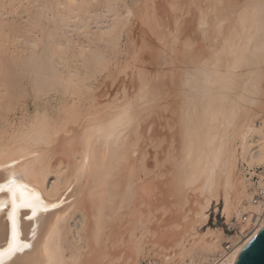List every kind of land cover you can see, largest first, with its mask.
<instances>
[{"label": "bare ground", "instance_id": "6f19581e", "mask_svg": "<svg viewBox=\"0 0 264 264\" xmlns=\"http://www.w3.org/2000/svg\"><path fill=\"white\" fill-rule=\"evenodd\" d=\"M194 8L197 10L192 20L200 36L183 43L179 50L177 34L166 33L170 39L165 42H172L167 66L148 77L140 68L136 38L132 42L136 53L132 62L123 48L122 38L131 31L129 24L135 15L128 0H0V183L15 176L43 202L37 201L36 216H32L31 208L19 209L17 242L29 247L10 262L5 256L0 264H89L87 254L93 263L97 258L92 257L100 256H92L95 253L115 256L118 250L121 256L125 242L138 254V249L146 246L144 240L150 242L143 239L145 233L139 231L137 222L140 210L146 207L141 205L147 199V204H152L148 196L152 194L145 196L144 190L158 177H162L158 178V192L164 195L167 191L172 197L168 210L175 199L180 198L183 206V202H189L188 195L195 192L201 194L202 201H198L205 207L220 192L225 210L233 208L237 219L249 213L244 199L251 211L257 210L250 201V180L241 184L234 197L232 182L238 157L249 167L264 164V0H191L187 11ZM183 10L179 8L181 14ZM197 39L204 41V49ZM176 52L187 60L186 65L173 63ZM129 66L137 81L132 92L126 86ZM172 84L183 89V101L174 119L167 121L169 133L156 138L160 150L155 152L160 153L162 167L158 163L160 168L156 165L154 169L156 163L149 166L144 159L153 168L149 169L141 159L146 146L141 148L142 121L163 103ZM50 96L61 99L56 118L46 112ZM26 99L33 100L36 107L42 103L47 108L35 112L28 124L23 117L26 114L20 116V124L13 123L17 104L25 101L27 106ZM150 174L156 178L151 179ZM78 179L79 184L85 179L84 197L97 196L90 234V204L86 199L90 201L81 199L87 216L78 209L76 197L68 196L70 189L78 188L73 185ZM147 179L151 180L146 187ZM87 181L97 183L92 188ZM52 205L60 206L43 211ZM161 206L156 210L163 212L165 206L163 210ZM0 207L3 249L11 230L6 193H0ZM151 219L152 224H146L153 225L155 219ZM160 224L155 221L152 229ZM263 225L264 219L242 234L230 252L224 253L219 247L212 264H235L241 250ZM157 231L149 234L155 236ZM193 242L182 245L180 251L177 248V252L174 246L173 250H160L163 264H177L181 259L180 263L186 255L192 257L197 239ZM209 246H199L196 252L215 253ZM119 254L114 257L116 261L125 255Z\"/></svg>", "mask_w": 264, "mask_h": 264}, {"label": "rangeland", "instance_id": "374dc122", "mask_svg": "<svg viewBox=\"0 0 264 264\" xmlns=\"http://www.w3.org/2000/svg\"><path fill=\"white\" fill-rule=\"evenodd\" d=\"M230 1L240 3L242 0H230ZM128 2L131 5V7L134 9L133 12L135 13V15L133 17H131L132 20L131 19L130 20L132 22L130 21L131 24H129V29L132 32L131 31L126 32V34L122 38L123 48L126 50V53L129 56V60L132 62L133 60H131V58H134V55L136 54L134 52L135 46L133 48L132 42L136 38L137 42H139V44H140V56H141V59H140L141 67L140 68H141V71L143 72V74L145 76L150 77L153 73L156 72V70L167 66L165 64H166V61H167V59H169V56L171 54L170 46H171L172 42H165V41L170 39V37H169L170 35H173V33L177 34V37L179 38V41H178L179 44H177L178 47L176 46V48L179 50L183 47L182 46L183 43H187L188 40H190V39L194 40L200 36L199 28L196 27L197 26L196 23L192 20V17L193 18L195 17L197 8H194L193 10H191L192 12L187 11V8L189 7L191 0H128ZM180 7H183L185 9V11L183 10L182 14H181V12H179ZM135 10H138V13H137V11L135 12ZM180 16H182V17H180ZM179 17H180V19H179ZM133 27H134V29H133ZM166 33H168L169 36L166 35ZM164 39H166V40H164ZM197 43H201V49L205 48L204 47V41L202 39H197ZM195 48H198V47L195 46ZM175 54H176V58L173 61V63L177 64L180 67L182 65L187 64V60H185L181 56L180 53L176 52ZM127 73L130 74V76L128 78H126L127 79L126 86L129 88L128 90L130 92H132V90H134V88H135L134 86L137 85V81L134 80L133 77L131 76V67L130 66L127 68ZM170 88H168V89H170L169 91H171V92H169L167 95H164L163 103L161 105L153 108L150 111V113L147 116H145L146 118L145 119L143 118L144 120L142 121L144 123L143 129H142V134H144L143 135L144 143H141V148H142L143 144L146 146H145L144 151L142 149L143 152L141 151V155H142V153H144L143 157L147 156L145 154H148V156L146 158L142 157L141 159L143 160V163H144V159H146L147 162L146 161L145 162L148 163L149 166H152L153 164L156 163L153 166L154 169L156 168V165H158V167H159V164H161L160 163L161 157H160V153L158 152V150H160V146H158L159 149L156 148L157 147V143H156L157 139L156 138H157L158 134H160V133H165L166 135L169 133L168 131H166L168 129L167 121L168 120L172 121L174 119V117L178 113L180 103L183 101V99L181 97H183L184 91L181 88V86H178L176 84H172ZM48 98L49 99L47 100V104H45V106H47L48 108L44 107V104L42 105V103L37 105V107H36V104H34L33 103L34 101L31 99L30 100L26 99L27 106L24 104L25 101H22V103L17 104L16 112H15V114H12V115H14L13 119H12L14 121L13 123L20 124V122L18 120L22 117V115L26 114L23 117H24V121L26 120L25 121L26 124H28L29 120L31 121V118H34L33 114L35 116V112L37 113V111H38L40 113L43 110L45 111V108H47L46 112H48V111L50 112V113L49 112L47 113V115H50V118H56V111L58 109L57 106H60L61 99L59 100L60 97H58V96H56L57 99L55 98V96H50ZM21 104L23 107L21 106ZM24 108H26V110ZM27 109H28V111H27ZM12 115H11V118H12ZM263 116H264V114L263 115L261 114L262 118H263ZM28 117H29V119H28ZM148 123H149V128L148 127L147 128L148 129L151 128L150 131H148L146 128V126H148ZM144 126H145V128H144ZM164 131H166V132H164ZM158 138H159V136H158ZM156 149H158L157 152L159 155L155 152ZM146 150L148 152L145 153ZM157 155L159 157V160H157V158H158ZM156 160H157V162H156ZM146 163H144L145 166L147 165V167L149 169H153V168H150L148 166V164H146ZM260 165L261 164L253 165L252 167H249L247 165V163L241 158V156L237 158V161L235 163V169H234V179L232 182V189L234 190V191L232 190L233 191V193H232L233 197L235 196V194H237V191L240 190V188H242L241 184L244 181H247V179L250 180L249 177H250L253 169H255L256 167H258ZM160 167H162V164ZM150 172H152V170ZM155 176L156 175H154L152 177V175L150 174V178L152 177L151 179L156 178ZM157 177H158V175H157ZM158 178L160 180H162L161 179L162 177H158ZM158 178L156 179L157 181L155 179H153V180L147 179V181L143 180V182L145 181V183L146 182L149 183L150 180L153 181V183L150 182L151 183V184H149L150 187L147 188L146 190H144L145 196L150 194V193L152 194V195H148V196H150L149 200L152 203L151 204L152 206L150 205L149 202L147 204V201H148V199H147L148 196H147L146 202H144L142 204L143 206L141 205V208L146 206L142 210L145 212H142L141 210H140V212L144 213V214L145 213L148 214L149 213L148 211H150V212H153V214L156 213L157 216L161 214L160 216H158L159 219L158 220L156 219V218H158L157 216L153 217L152 213H149L152 215L150 218H148V217L146 218V216H148L149 214L144 215V214L139 213L140 214V215H138L139 219H137V222L139 223L138 224L139 231L145 233V236H143L144 234L142 235L143 239H146L147 241H150V242L152 241L153 243L151 242V244H150V242L147 243L144 240L145 243H143V244H146V246L144 247V245H143V247H142L143 249H141V248L138 249L139 253L137 254L136 248L134 249L133 247H131L132 245L128 244V242H125V243H127V244H124L125 247L123 246V249L125 248V250H123V249L122 250L124 252L127 251L126 252L127 256L125 253H122V250L120 251V253L122 255L125 254L124 255L125 257L124 256L122 257V255L120 256V254L118 253V250H116L117 252H114L116 257H117V254H119L118 255L119 257H122V258H120L122 260V264H124L123 262H125V261H127V262H125V264H163V261L161 258H162V253L164 251L163 249H165V247H169L171 249V247L174 246L173 248H174V250L176 249L175 252H177V248H178V251H180L179 249L183 248L187 244L194 243L193 241H195L196 239H197V243H196L197 246H195V249H196V247L198 250L200 249V247L203 248L202 245L204 247L209 246L210 243L212 241H214L211 243L209 248L211 246L212 247L210 249H212L214 247L213 252L215 250H216V252L209 254V252L207 253L206 250H204L205 254L202 255L204 253V251H202V253H201V251L196 252L197 251V249H196V250H194L195 253L192 254V257H190V255H188V256L186 255L187 257L185 256V258H182L183 261L179 263V261L181 260L180 259L177 262V264H205L206 259L208 260V262H206V264H212L213 263L212 258L215 256L218 257V255L220 253L218 251L221 250V248H219V247H222L223 243L225 241H231L233 243V242H237L238 240H240L242 235L237 234V235L230 237V234L226 229L227 222L230 221L231 219H233V220L237 219V217H236V213L233 210V208H231V209L234 212L232 210H228V209L225 210V208H224L225 204L223 203L224 199H223L222 195L220 194V192L218 193L217 198L213 197L210 199L209 205L207 207L203 206V204L201 205V203H200L202 201L201 200L202 198L200 197L201 194L198 192L197 193L195 192V193L188 195V198H189V202L187 201L188 203L185 204V202L182 201L184 203L182 206V203L179 202V201H181L180 198L179 199L177 198V199H175L176 200L175 202L177 204L171 203L173 206L176 205L175 208L171 205L172 210H170L171 208H169L170 207V205H169V207H168L169 210H168L166 207H167V204H170V203H168L170 200L169 198H172V197L169 196L168 194H166L167 191L165 192L164 195H162L163 193L160 194L158 192V191H160V189H158V187L161 186V185H159L160 180ZM85 179L81 180L82 183H80V184H79L80 179L77 180L78 183H77V181H75L76 185H75V183H73V185L78 187L75 190L76 191L78 190L79 192L76 193L74 190V187L72 188L74 191L69 188L72 192L69 191L70 194L68 193V196L72 195L73 197H76L74 199L77 200V202H76L77 207H78V209H80L84 213H86L85 211H83L86 206L82 203V201L85 203L86 198H88V200L90 201V203H89L86 199V203H88V205L90 204V206H88V208H90L89 209L90 212H88L89 213V217H88L89 223L87 222L89 225V226L87 225V228L90 227L87 230H89L88 232L90 234L91 231L93 232V230H92L93 225L91 224V220L93 221V219H92L93 217H90V216H92L94 213H97V210H96V207H97V198L96 197L97 196H91V195H88L85 197L83 196V194H86V192L84 191L86 186L83 189V186L86 185L85 184L86 182L84 181ZM154 182H156V184H158L159 186L154 187L153 186L155 184ZM87 183H89V181H87ZM96 183H94V185H93V183L91 182L88 185L90 187L94 188ZM156 184H155V186H156ZM143 185H144V183H143ZM145 186L147 187V183L145 184ZM80 187H82V188H80ZM148 189H150V191ZM142 191H143V189H142ZM144 193H142V194H144ZM196 195H197V197H196ZM81 199H82V201H81ZM152 199H154V200H152ZM199 199L201 201H198ZM155 200H156V202H155ZM232 200H233L232 201L233 203L237 202V201H235V198H233ZM196 201H197V203H196ZM80 203L83 205V207L81 205L82 209L79 208ZM154 203L156 206L155 208H154ZM180 203H181V205H180ZM242 203L244 206L247 207V211L250 212L252 210L249 206H247L248 200L244 199L242 201ZM78 204H79V206H78ZM158 204H159V206H158ZM160 205L165 206V210H168V212L165 210L162 212L161 209H160V211H158L160 208ZM198 205H200V206H198ZM157 206H158V208H157ZM163 206H161V208ZM150 208H152L153 210L154 209L155 210L158 209V210H156L157 211L156 212V211H153L152 209L150 210ZM187 209H188V211H187ZM92 210H94V211H92ZM162 210H163V208H162ZM87 211H88V209H87ZM88 213H86V215ZM142 216H144L145 218ZM154 216H155V214H154ZM167 216H169V217L167 218ZM141 217L144 218V221L145 220L146 221L144 222ZM140 218H141V220H140ZM151 218L155 219V220H153L154 224H155V221H156V223L158 221L159 224H160V222H163V225H165V226H163L162 224H160L158 226V228H156V225L154 226L155 230H158L157 233H155V236L151 235L155 231L154 229H152V226L154 224L153 225L146 224V222L149 223V221H150L149 224H152ZM164 220H165V223H164ZM237 220H239V218ZM135 223L136 222H134V220H133V224H135ZM90 224L92 226H90ZM145 224H146V227H144ZM160 226L163 228H160ZM148 228H150V229H148ZM146 229H148V231H146ZM149 230H150V232H149ZM151 231H153V232H151ZM147 232H148V234H146ZM124 233L126 234V232H124ZM149 233H151V234H149ZM147 235L148 236L150 235L148 238H151V240L147 238ZM156 235L158 237H156ZM151 236H153V237H151ZM154 237H156V238L154 239ZM91 240H90V242H91ZM178 240H179V242L181 241L183 243L182 244L179 243ZM93 241L94 240H92V244L94 245ZM184 241L186 243H184ZM218 241L220 244L218 243L217 245H215ZM176 243L180 246H178ZM208 243H209V245H208ZM182 245H184V246L182 247ZM216 247H218V248L215 249ZM94 248H95V245H94ZM127 248L130 250H131V248H133L134 250L133 249L132 250L134 251V253L131 252L132 250L128 252ZM151 249H152V251H150ZM160 250H163V251H160ZM171 250H173V249H171ZM207 250L209 251V249H207ZM113 251H115V249H113L112 252ZM114 253H112V254L114 255ZM87 255H88V257L86 256L85 259L86 260L88 259L87 261L91 262L89 264H104V263L112 264L111 263L112 259L114 261L113 264H121V260L118 259L119 257L117 259L120 262L116 261L114 258L115 256H112L111 254H110L111 257H110V255H106L105 256L106 258L103 257V255H101L100 252H99V254L98 253L97 254L95 253L94 255L90 254L92 256H95V255L99 256L100 255L99 257H95V258L92 257V259L97 258L96 259L97 262L95 260H93L94 263L89 260L91 258V256H89V254H87ZM204 257H208V258L204 259ZM98 258H100V259L98 260ZM123 258H125V259H123ZM115 261H116V263H115ZM202 262H204V263H202Z\"/></svg>", "mask_w": 264, "mask_h": 264}, {"label": "snow or ice", "instance_id": "6c2138e0", "mask_svg": "<svg viewBox=\"0 0 264 264\" xmlns=\"http://www.w3.org/2000/svg\"><path fill=\"white\" fill-rule=\"evenodd\" d=\"M0 193H6L9 198L10 210L7 215L11 224L10 239L7 243V247L0 249V261H3V258L7 256L8 261L10 262L17 253H22L24 248L29 247L26 243L21 247L17 242L19 236L17 214L19 209L31 208L32 216H36L37 201L41 204L43 202L35 191L30 189L28 185L20 182L15 176L12 179L7 180L6 183H0ZM52 207H56V205H52ZM2 210L3 208L0 207V211ZM43 211H48V208L44 207Z\"/></svg>", "mask_w": 264, "mask_h": 264}, {"label": "built area", "instance_id": "2783aa9c", "mask_svg": "<svg viewBox=\"0 0 264 264\" xmlns=\"http://www.w3.org/2000/svg\"><path fill=\"white\" fill-rule=\"evenodd\" d=\"M249 178L251 182L250 201L257 206V210L250 211L249 213H242V216L239 220L231 219L228 221L226 224V229L229 232L230 237L237 234H246L258 222L264 219V164L253 169ZM233 247L234 246L231 241H225L223 243L222 249L224 250V253H228L233 249Z\"/></svg>", "mask_w": 264, "mask_h": 264}, {"label": "water", "instance_id": "95a60500", "mask_svg": "<svg viewBox=\"0 0 264 264\" xmlns=\"http://www.w3.org/2000/svg\"><path fill=\"white\" fill-rule=\"evenodd\" d=\"M53 208L55 207L48 208V210ZM235 264H264V225L241 250Z\"/></svg>", "mask_w": 264, "mask_h": 264}]
</instances>
